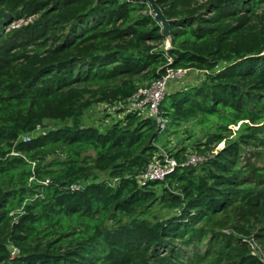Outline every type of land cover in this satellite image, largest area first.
<instances>
[{
    "label": "trees",
    "instance_id": "16d2710c",
    "mask_svg": "<svg viewBox=\"0 0 264 264\" xmlns=\"http://www.w3.org/2000/svg\"><path fill=\"white\" fill-rule=\"evenodd\" d=\"M156 2L169 36L147 2L0 0V264H264V0ZM168 69L202 77L167 126L214 129L141 185L164 131L128 102Z\"/></svg>",
    "mask_w": 264,
    "mask_h": 264
},
{
    "label": "built area",
    "instance_id": "2783aa9c",
    "mask_svg": "<svg viewBox=\"0 0 264 264\" xmlns=\"http://www.w3.org/2000/svg\"><path fill=\"white\" fill-rule=\"evenodd\" d=\"M185 73V70H173L168 69L167 73L161 78L153 81L150 85L141 87L137 92H135L129 98V108L130 110L138 111L144 115H149L153 117L161 131H165L167 127V122L163 119L161 115V104L167 92L168 83L171 80L180 78L181 75ZM31 135H26L25 139H30ZM203 158L196 154L187 155L186 164H197ZM177 166V160L167 154L162 152V159L152 161L147 169L143 171L138 179L141 185H145L152 181H162L165 179L166 175L174 170ZM116 183V181H114ZM82 182H77L71 185L72 189H77L82 186ZM251 252L257 255L261 262L264 263V249L256 241H251ZM15 253V250L12 251Z\"/></svg>",
    "mask_w": 264,
    "mask_h": 264
},
{
    "label": "rangeland",
    "instance_id": "374dc122",
    "mask_svg": "<svg viewBox=\"0 0 264 264\" xmlns=\"http://www.w3.org/2000/svg\"><path fill=\"white\" fill-rule=\"evenodd\" d=\"M202 73L196 70H185V73L180 78L173 82L181 83L183 86L191 82L199 81ZM188 86V85H187ZM186 87V86H185ZM117 105H106L104 103L92 106L84 115V123L86 125L97 126L101 129L108 127L115 119L121 117L117 113ZM167 130L162 132L158 145L161 151H176L180 148H187L188 153L195 152L194 145L205 137L208 131H213L214 127L209 124L203 125L198 119L184 121L179 125H169ZM105 177L104 174H101ZM152 213H165L166 209L156 206L152 209Z\"/></svg>",
    "mask_w": 264,
    "mask_h": 264
},
{
    "label": "water",
    "instance_id": "95a60500",
    "mask_svg": "<svg viewBox=\"0 0 264 264\" xmlns=\"http://www.w3.org/2000/svg\"><path fill=\"white\" fill-rule=\"evenodd\" d=\"M130 1H142L149 3L151 11L154 14L155 19L160 22L163 26V33L169 36V20L166 18L162 12L160 6L157 4L156 0H130Z\"/></svg>",
    "mask_w": 264,
    "mask_h": 264
},
{
    "label": "crops",
    "instance_id": "0c3cea01",
    "mask_svg": "<svg viewBox=\"0 0 264 264\" xmlns=\"http://www.w3.org/2000/svg\"><path fill=\"white\" fill-rule=\"evenodd\" d=\"M176 80V79H174ZM199 81H195V82H191L190 84H186L185 86L187 87V85H192V84H195V83H198ZM183 86L181 83H178V82H173V80L169 81L168 83V87H167V91H174V90H177L181 87H185Z\"/></svg>",
    "mask_w": 264,
    "mask_h": 264
}]
</instances>
